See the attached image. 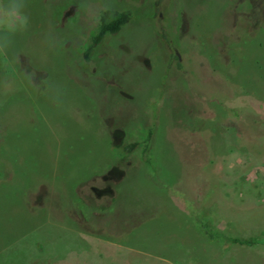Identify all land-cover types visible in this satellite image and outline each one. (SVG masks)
Segmentation results:
<instances>
[{"label": "rangeland", "instance_id": "1", "mask_svg": "<svg viewBox=\"0 0 264 264\" xmlns=\"http://www.w3.org/2000/svg\"><path fill=\"white\" fill-rule=\"evenodd\" d=\"M26 5L0 59V264H264V0ZM105 9L130 18L85 60Z\"/></svg>", "mask_w": 264, "mask_h": 264}, {"label": "clouds", "instance_id": "2", "mask_svg": "<svg viewBox=\"0 0 264 264\" xmlns=\"http://www.w3.org/2000/svg\"><path fill=\"white\" fill-rule=\"evenodd\" d=\"M26 7V0H0V59H3L6 64L15 37L26 32L30 26V17L25 11ZM16 62H19L18 57ZM24 74L37 91L59 103L62 90L58 86L48 83L46 78L27 69Z\"/></svg>", "mask_w": 264, "mask_h": 264}, {"label": "trees", "instance_id": "3", "mask_svg": "<svg viewBox=\"0 0 264 264\" xmlns=\"http://www.w3.org/2000/svg\"><path fill=\"white\" fill-rule=\"evenodd\" d=\"M130 14L127 11L118 10H101L98 14L97 26L94 32L90 35L89 42L83 50V57L88 60L95 46L101 42V40L109 35L118 32L122 26L128 22ZM226 241L231 243L251 245L255 243L251 238L240 237H223Z\"/></svg>", "mask_w": 264, "mask_h": 264}]
</instances>
